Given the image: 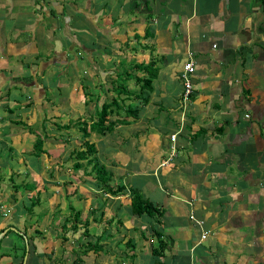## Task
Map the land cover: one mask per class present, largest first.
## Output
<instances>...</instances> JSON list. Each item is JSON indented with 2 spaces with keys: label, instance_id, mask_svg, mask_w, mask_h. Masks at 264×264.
Masks as SVG:
<instances>
[{
  "label": "crops",
  "instance_id": "obj_1",
  "mask_svg": "<svg viewBox=\"0 0 264 264\" xmlns=\"http://www.w3.org/2000/svg\"><path fill=\"white\" fill-rule=\"evenodd\" d=\"M145 29L148 38L131 37ZM77 44L92 64L98 54V81L124 59L157 68L136 118L91 138L97 163L124 188L102 192L89 170L65 169L52 151L43 156L52 167L32 164L42 154H16L36 197L30 205L27 187L0 181V264H264V0H0V126L9 130L4 110L20 87L22 116L64 114L48 97L54 78L66 81ZM187 53L194 68L183 101ZM132 135L142 146L119 157ZM0 160V178L12 175L6 155ZM131 190L160 213H132ZM84 200L86 216L77 207L72 228L73 203Z\"/></svg>",
  "mask_w": 264,
  "mask_h": 264
},
{
  "label": "rangeland",
  "instance_id": "obj_2",
  "mask_svg": "<svg viewBox=\"0 0 264 264\" xmlns=\"http://www.w3.org/2000/svg\"><path fill=\"white\" fill-rule=\"evenodd\" d=\"M45 5H47L46 2L44 3V6ZM64 12H66V10ZM56 14H57V11L55 12V15ZM79 26L86 27L90 25L79 24ZM85 33L86 31L84 32L82 29L79 30L78 37L82 40V41L81 40L79 41V45H81L82 42L86 43L87 35ZM127 43H129V38L127 39ZM127 43L124 42V45H126ZM125 49L126 47L122 48L121 50L125 51ZM98 50H99V53L100 51H103L101 48H99ZM40 51L43 52L42 48ZM73 54L75 55V58H74L75 60L72 61L71 67L66 70L69 72V74L68 72L66 73L68 75L66 76V81H62L60 77L54 78L52 81L55 87V92L52 94L49 93V97H48V99H51L53 98V94L56 95L54 99V104H56V106L59 108L58 110L63 112L64 114L58 113V115L55 116L52 121L51 119L53 117L52 116L45 117L47 116L46 114L45 115L39 114L40 116L37 115L35 120H34L35 117L33 113L29 115V117H33L31 118V120L28 119V116H22V114H20V112L18 111V108L20 106L21 107L24 106L22 105V102L25 101V97H26L25 94L27 90V89L25 90L24 87H20V91H19L20 93L18 92L19 96L15 98L16 100L14 102L12 101L10 102L12 111L7 112L4 110L5 119L8 118L9 120H11V122L12 120H15L16 122L8 124L9 130L5 129L4 125L0 126V154L2 153L6 155L8 162L10 163V165H12L11 168L13 172L12 175L10 176L0 178V181L4 185L9 186V187L12 184H25V186L28 188L27 192L29 195V196H26L25 199H27L28 197V201L34 200V198L36 197L35 192L31 194L30 190L34 188L37 182L35 181V178H33V175L30 171L27 172V176L22 175L21 169L23 166V162L17 159L16 154L22 153L25 156L30 155V156L38 157L39 155H34L33 142L36 136H40L43 138L42 142H44L42 144L43 153H41L42 154L41 158H38V159L36 158L32 162V164H34V162H36L37 164L39 163V160H41L43 162L42 165H44V159H45V161L47 160L45 165H49L52 167L53 164L49 161L52 157L51 158L43 157L45 156V154H47L46 156H48L49 154H51V151H52L53 155L58 154L61 156V159L63 158L65 160L63 164V166L65 165L64 166L65 169L70 168V165L73 161V157L71 155H73L74 150L83 148V145L81 144L82 138L80 135L79 125H77V123L73 121L76 120L79 114H80L79 118L81 120L88 121L89 119L93 118L94 111H95V109L93 110V108H98L99 104L102 101H106L107 99H109V96H111L112 93L115 94L114 92H111V91L106 92L104 84L106 85L110 84L112 80L116 79L117 75L120 78V76H122V72L124 71L123 69H126V67L128 66L126 64L130 63L129 60H128L129 62H127L125 59L123 62H125L126 64H122L119 66L117 65L116 67V63H114L113 64V74L114 75L111 76L110 79L106 77L105 79L107 81L105 80L104 82H102L101 79H99L100 81H98V76H92L94 74V69H95L94 67H97L100 64L99 63L100 58L98 54L91 55L92 59H94L93 64L90 61V59H88V57L90 56L86 55L85 48L82 49L81 46H79L78 48H76ZM109 64L110 63H108L107 66ZM129 76H131V79H133V76H135L134 70L131 69ZM131 79L129 81L131 84H128L127 81H125V83L129 85L128 87L132 86ZM11 80L13 81L14 78ZM119 81L121 80L119 79ZM97 82H99V84L103 86L102 88L104 89L101 88L102 91L100 90V87L96 88V86H98ZM86 94H88V96H86ZM2 98L9 100L8 98H5V97H2ZM73 108H75L76 110H79L80 113H78ZM17 121H22L25 124L21 125ZM9 131L11 133H17L16 135H13V137H11L14 139V141H10V140L8 141L6 138H2L3 136H5V133ZM92 137L97 138L96 134L95 135L91 134V138ZM131 137L133 138V140L124 139L122 141L121 145L123 146V149H120L118 151L119 157L125 158L128 155L134 153L132 151L133 150L135 151L136 147L138 148L142 146V143L139 140L137 135L136 136L132 135ZM12 143H16L15 147L12 145ZM0 162H2V160H0ZM81 167L85 168L86 171L90 169L89 165L85 164L84 161L81 162L80 169ZM45 170H48V169H45ZM59 175H60L59 177L61 178L62 177L61 175L63 174L61 173ZM51 194H54L53 191H51ZM61 195H63V193ZM84 195H86V193ZM75 200L78 201L79 199L76 197L74 198V200H72V202H74ZM85 200L84 202H82L81 207H79V205L76 204V202L73 203L75 205V207L73 206L74 210L76 211L77 207L80 208L82 211V214L84 213V216H86V205H85L86 201ZM99 200L100 198L96 195L95 203ZM8 201L9 200L6 199V202ZM33 209L35 210V207ZM48 236H49V233L46 232V238H48ZM123 255L124 253H122V258H123ZM82 263L86 264V260H83Z\"/></svg>",
  "mask_w": 264,
  "mask_h": 264
},
{
  "label": "trees",
  "instance_id": "obj_3",
  "mask_svg": "<svg viewBox=\"0 0 264 264\" xmlns=\"http://www.w3.org/2000/svg\"><path fill=\"white\" fill-rule=\"evenodd\" d=\"M149 35V31L145 29L142 36L133 34L131 37L140 41V39L148 38ZM141 48L146 49L147 47L145 44H143ZM123 61L124 60L117 62L116 67L117 65L119 66L126 64ZM153 62L154 60H149L146 63H127L126 65L128 66L126 69H123L124 71L122 72V76H120V78L117 75L116 79L112 80L110 84L106 85L103 83L105 85L106 92L111 91L115 94L112 93V95L109 96V99L102 101L99 104L98 108H96L94 111L93 118L86 121L77 117L76 120L73 121L79 125L80 135L82 138L81 144L83 145V148L75 149L73 155H71L73 157L72 168L77 170L81 166V162L84 161V163L90 167L89 175H91L94 179V183L99 186V189L102 192L108 193L111 196H117L122 193L124 186L118 182L115 184L111 183V173L106 170L103 165L97 163L95 157L96 150L94 143L91 140V134H96L97 137L104 136L105 134L111 132L116 126L128 124L136 118L139 108L147 101V97L142 94L143 90L150 89L152 78L156 76L157 68ZM131 69L135 72L133 79H131V76H129ZM119 79L121 81H119ZM130 79L132 81V86L128 87V84H131L129 82ZM15 80L21 81L24 80V78H14L13 81L15 82ZM125 81H127L128 84L125 83ZM25 105L28 106L29 102H26ZM5 111L11 112L12 107H7ZM14 122L16 121L12 120V123ZM17 122L21 125L25 124L22 121ZM42 140L43 138L40 136L35 137L33 142L34 155H40L43 153ZM20 186L26 187L25 184H16L12 187V189L14 188L13 190L15 191V189L19 188ZM130 192H132V194L130 196L129 207L132 213L136 215H156L160 213L158 206L143 198L138 191L131 190ZM34 203L35 202L33 200L31 201L30 205H33ZM78 216V211L72 212V228L76 227L75 219ZM86 224V221L82 224L85 227L84 230H86ZM158 244H162V241L160 240ZM82 247V250H86V244ZM87 247L95 249L98 246L90 244Z\"/></svg>",
  "mask_w": 264,
  "mask_h": 264
},
{
  "label": "built area",
  "instance_id": "obj_4",
  "mask_svg": "<svg viewBox=\"0 0 264 264\" xmlns=\"http://www.w3.org/2000/svg\"><path fill=\"white\" fill-rule=\"evenodd\" d=\"M193 68H194L193 57L191 56L190 53H187L186 60L182 64V69H181V74H180L181 84H182L181 99L183 101L188 99V97L192 91V84L190 81V75L193 71Z\"/></svg>",
  "mask_w": 264,
  "mask_h": 264
}]
</instances>
